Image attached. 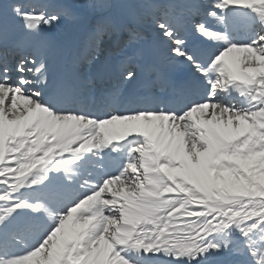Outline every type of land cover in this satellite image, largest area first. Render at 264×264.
<instances>
[{
  "label": "snow or ice",
  "instance_id": "snow-or-ice-1",
  "mask_svg": "<svg viewBox=\"0 0 264 264\" xmlns=\"http://www.w3.org/2000/svg\"><path fill=\"white\" fill-rule=\"evenodd\" d=\"M221 256L264 264V0H0V264Z\"/></svg>",
  "mask_w": 264,
  "mask_h": 264
},
{
  "label": "rangeland",
  "instance_id": "rangeland-1",
  "mask_svg": "<svg viewBox=\"0 0 264 264\" xmlns=\"http://www.w3.org/2000/svg\"><path fill=\"white\" fill-rule=\"evenodd\" d=\"M36 0H28V2L34 3ZM43 2H47V0H37L36 3H43ZM73 2H79V3H86L87 0H73ZM114 2H120V0H114ZM135 2L137 3H149V2H144L143 0H136ZM142 13V12H141ZM136 15H140L138 13H136ZM76 21L73 19H66L65 20V28H67L69 25L73 24V26L75 25ZM138 27H139V23H137ZM141 25V24H140ZM71 26L69 28V30L73 27ZM142 26V25H141ZM209 264H228V258L227 257H214L210 260Z\"/></svg>",
  "mask_w": 264,
  "mask_h": 264
},
{
  "label": "bare ground",
  "instance_id": "bare-ground-1",
  "mask_svg": "<svg viewBox=\"0 0 264 264\" xmlns=\"http://www.w3.org/2000/svg\"><path fill=\"white\" fill-rule=\"evenodd\" d=\"M135 0H120V2H134ZM171 3V2H174V0H160V1H157V2H155V3H157V4H161V3ZM138 17H139V15H129L128 17H126V20H127V22L129 23V22H131V23H134L135 21H136V23L138 22L137 21V19H138ZM147 18V17H146ZM141 19H143V18H141ZM137 25V24H136ZM150 25H151V21H150V18L148 19V21H147V24H145V25H140V30L142 31V32H144V34H146L145 36H147V37H152L149 33H150ZM142 27V28H141ZM143 27H146V28H149V29H143ZM153 39V38H152ZM139 46V45H138ZM139 47H141V48H144V47H146L144 44L142 45V46H139ZM155 50V49H154ZM108 55H115V52H113V53H111L110 52V49L108 50ZM123 57H121V59H122ZM173 264H176V262H173Z\"/></svg>",
  "mask_w": 264,
  "mask_h": 264
}]
</instances>
